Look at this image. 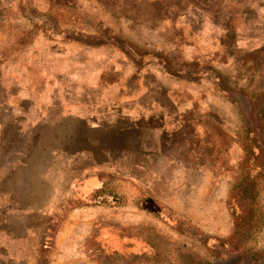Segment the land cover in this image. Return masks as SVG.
<instances>
[{
    "label": "rangeland",
    "instance_id": "obj_1",
    "mask_svg": "<svg viewBox=\"0 0 264 264\" xmlns=\"http://www.w3.org/2000/svg\"><path fill=\"white\" fill-rule=\"evenodd\" d=\"M251 1L0 0V71H24L38 93L57 85L94 123L125 114L141 129L88 138L94 165L78 159L76 172L97 189L63 186L60 213L92 209L90 232L72 235L63 264H264V38L251 39Z\"/></svg>",
    "mask_w": 264,
    "mask_h": 264
},
{
    "label": "crops",
    "instance_id": "obj_2",
    "mask_svg": "<svg viewBox=\"0 0 264 264\" xmlns=\"http://www.w3.org/2000/svg\"><path fill=\"white\" fill-rule=\"evenodd\" d=\"M247 7L257 13L253 23L258 28L251 39L264 38V0H252ZM0 72V264H43L50 261L48 254L51 264H63V258L74 259L72 242L78 241L72 235L90 232L92 209L75 206L63 222L60 213L67 189L77 193L80 187L85 198L99 183V177L92 176L79 182L76 172L78 159L94 165L88 138L95 140V133L124 138L130 132L141 135V129L125 124V114L100 117L94 123L72 109L75 104L65 109L57 85L52 89L43 83V92L38 93L24 71L17 72L21 75L17 81L7 76L8 70ZM104 154L109 168L114 153ZM67 166L69 170L74 166V173L63 178ZM65 234L70 238L66 244Z\"/></svg>",
    "mask_w": 264,
    "mask_h": 264
}]
</instances>
